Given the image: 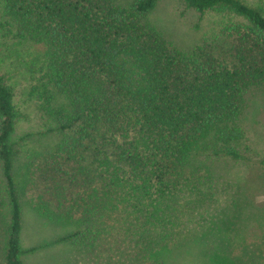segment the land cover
<instances>
[{"label":"trees","instance_id":"trees-1","mask_svg":"<svg viewBox=\"0 0 264 264\" xmlns=\"http://www.w3.org/2000/svg\"><path fill=\"white\" fill-rule=\"evenodd\" d=\"M181 1L223 15L188 51L148 21L157 0H1L14 35L41 46V107L61 137L45 159L47 177L60 217L79 212L82 223L59 242L90 264H165L159 250L180 247L184 233L168 214L173 199L202 182L205 162L253 163L239 120L245 90L264 85V14L241 0ZM17 118L0 76L4 264H22Z\"/></svg>","mask_w":264,"mask_h":264},{"label":"rangeland","instance_id":"rangeland-1","mask_svg":"<svg viewBox=\"0 0 264 264\" xmlns=\"http://www.w3.org/2000/svg\"><path fill=\"white\" fill-rule=\"evenodd\" d=\"M133 0H116L128 5ZM261 10L264 0H241ZM221 13L204 14L181 0H157L148 21L181 51H188L213 33ZM0 0V76L13 95L17 114L11 137L16 154L12 175L21 206L22 264H90L72 245L59 240L82 228L79 212L62 219L55 187L47 177V155L60 142L52 118L42 111L41 46L16 37L6 23ZM239 124L253 163L214 159L199 170L200 184L173 199L171 211L184 228L180 247L159 250L165 264H264V85L244 92ZM62 101V100H61ZM53 103V106L61 104ZM66 180V179H65ZM63 186H67L66 181ZM71 204L67 200L65 207ZM42 206V207H40ZM61 216V217H60ZM9 203L0 161V264H4ZM92 232V231H91Z\"/></svg>","mask_w":264,"mask_h":264}]
</instances>
